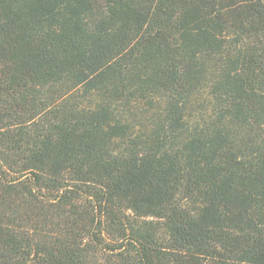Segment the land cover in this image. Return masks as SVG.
Instances as JSON below:
<instances>
[{
	"label": "trees",
	"instance_id": "16d2710c",
	"mask_svg": "<svg viewBox=\"0 0 264 264\" xmlns=\"http://www.w3.org/2000/svg\"><path fill=\"white\" fill-rule=\"evenodd\" d=\"M0 264H264V0H0Z\"/></svg>",
	"mask_w": 264,
	"mask_h": 264
}]
</instances>
